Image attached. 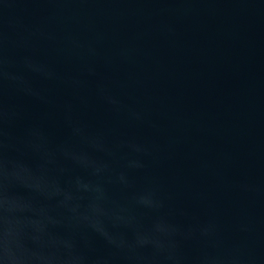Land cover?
I'll return each instance as SVG.
<instances>
[{
  "label": "water",
  "instance_id": "1",
  "mask_svg": "<svg viewBox=\"0 0 264 264\" xmlns=\"http://www.w3.org/2000/svg\"><path fill=\"white\" fill-rule=\"evenodd\" d=\"M0 264H264V0H0Z\"/></svg>",
  "mask_w": 264,
  "mask_h": 264
}]
</instances>
